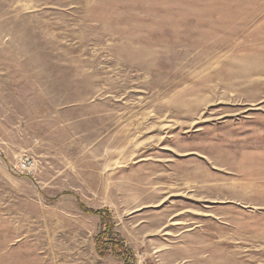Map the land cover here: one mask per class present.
<instances>
[{
  "label": "rangeland",
  "instance_id": "1",
  "mask_svg": "<svg viewBox=\"0 0 264 264\" xmlns=\"http://www.w3.org/2000/svg\"><path fill=\"white\" fill-rule=\"evenodd\" d=\"M0 264H264V0H0Z\"/></svg>",
  "mask_w": 264,
  "mask_h": 264
},
{
  "label": "trees",
  "instance_id": "2",
  "mask_svg": "<svg viewBox=\"0 0 264 264\" xmlns=\"http://www.w3.org/2000/svg\"><path fill=\"white\" fill-rule=\"evenodd\" d=\"M81 209L85 212H88L90 214L98 215L101 218L102 225L106 227V230H110L112 227V217L108 210L106 209H89L86 205L81 204ZM111 246L113 248V254L116 256L120 255V252L125 256L128 257L130 252L127 251L125 246L118 240L112 239L111 240ZM97 253L104 257L108 254L109 249L107 247L106 242L103 240V237L99 238L97 247H96Z\"/></svg>",
  "mask_w": 264,
  "mask_h": 264
},
{
  "label": "built area",
  "instance_id": "3",
  "mask_svg": "<svg viewBox=\"0 0 264 264\" xmlns=\"http://www.w3.org/2000/svg\"><path fill=\"white\" fill-rule=\"evenodd\" d=\"M35 162L31 156L22 157L15 165L14 170L23 174H32L34 171Z\"/></svg>",
  "mask_w": 264,
  "mask_h": 264
}]
</instances>
